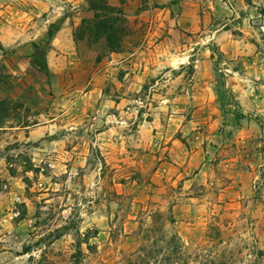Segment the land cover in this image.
Segmentation results:
<instances>
[{"label": "rangeland", "instance_id": "1", "mask_svg": "<svg viewBox=\"0 0 264 264\" xmlns=\"http://www.w3.org/2000/svg\"><path fill=\"white\" fill-rule=\"evenodd\" d=\"M191 2L190 30L182 37L186 53L195 61L208 48L216 51L225 114L230 106L237 112L226 76L243 69L241 59L264 54V0ZM173 4L180 6L181 0ZM155 20L166 23L164 16ZM210 21L217 25L204 30ZM60 30L54 28L49 39V29L42 45L24 51V61L0 54V264H264V157L249 158V149L264 152V143L260 133L250 127L238 131L228 119L201 124V79L195 76L201 67L195 70L193 60L172 81L163 75L149 78L139 95L142 106L135 103L131 85L121 95L112 91L131 109L123 108L122 116L117 112L123 125L110 124L119 127L118 136L112 132L98 143L97 132L104 128L87 118L88 112L80 114L73 133L82 160L65 170L51 168L52 160L33 166L35 148L47 151L39 153L42 157L55 150L56 128L38 127L62 110V80L54 84L38 71L41 61L49 65ZM215 33L224 34L219 46ZM98 39H90L94 45L82 39L79 56L107 58ZM182 96L189 99L184 114L179 104L165 102ZM180 115L186 123L171 121ZM224 128L228 139L215 140ZM175 140L179 148L172 153ZM90 141L95 147L87 156L84 144ZM203 166L201 184L189 183L195 168ZM26 249L29 255L23 254Z\"/></svg>", "mask_w": 264, "mask_h": 264}, {"label": "crops", "instance_id": "2", "mask_svg": "<svg viewBox=\"0 0 264 264\" xmlns=\"http://www.w3.org/2000/svg\"><path fill=\"white\" fill-rule=\"evenodd\" d=\"M174 1L105 0L107 6L114 9L124 19L125 34L122 37L119 51L111 53L99 62L94 58L83 59L79 56L78 48L82 42H77L74 38L75 31L81 27L83 21L94 18V13L89 11L87 0H0V45L2 47L0 54L4 55V52H10L12 56L9 61L14 57H19L24 61L25 50L28 51L29 47L34 45H42L45 33L52 26L61 27L58 36L62 38L52 44L54 49L48 53V68L49 76L54 84L57 83V79L62 80L64 107H61L62 110L57 116L38 127L39 131L56 128V138L52 142V145H55V150L54 153L49 152L42 157L39 153L47 151L35 148L34 151L38 153L34 155L33 166L37 168L43 162L48 164L52 160L51 168L57 166L59 170H65L71 163L82 160L80 156L83 153H80V146L75 139L77 133H73L78 130L79 116L82 113L91 114L87 118L92 119L96 124H101L104 128L97 132L98 143L103 142L102 138H109V134L112 132L118 136L119 127H111L110 124L123 125L124 123L117 115L118 112L122 116L123 108H126L124 106L127 100L120 97L122 93L124 94V90L131 85L132 94L135 99L137 98L135 103L142 106L143 103L139 95L147 89L145 84L149 78L163 75L171 77L172 81L180 70L189 67L190 60H193V64H198L195 70L201 67L200 74L195 73V76L199 80L201 79L200 90L197 91V93L201 92V105H198L201 106L198 111H201V124L204 122L206 126L208 123L214 122V126H216L219 121L228 119V122L235 123L239 127L238 131L243 127H250L252 132L260 133V139L264 140V131L260 128L262 126L264 129V54L248 55L241 59L243 69L235 71L233 76L226 71L229 73V76H226L229 79V92L234 95L239 108L236 107L237 112H235L234 108L230 106L229 109L232 111L226 110L225 114L219 93L218 75L214 70V63L217 61L211 50L208 48L209 53L201 56V59L198 56L195 61L186 53L187 48L184 46L182 37H186L185 32L190 30L186 17L189 12L188 7L192 2L191 0H181V5L178 6L173 4ZM167 3L171 4L170 8L162 10L155 7V5H167ZM69 10L72 14L68 16ZM163 16L166 23L156 22L157 17L162 19ZM176 20L179 22H175ZM216 25L217 23L210 21L204 30L213 29ZM195 27L197 28V26ZM169 36H173V39H170ZM223 36L224 34L215 33L213 37L215 44L219 46ZM175 38L179 41L174 40ZM208 42L212 43V40ZM65 56H69V58L67 59ZM69 63L71 64L70 68L57 69L60 64L66 66ZM23 70H25L24 67ZM38 73L47 79L42 72L38 71ZM15 75L18 76V73L15 72ZM179 75H181L180 78L183 77L182 74ZM112 91L120 95L115 96ZM180 92L183 94L186 91L181 90ZM79 94L82 95L80 98L75 97ZM165 102L179 104V108L184 114L189 99L182 96L179 100L165 99ZM126 112H131L130 107L126 108ZM237 114L245 118L239 120ZM139 116V112L132 115L137 119ZM170 119L174 122H183V124L187 120L184 115L172 116ZM24 130L27 131L30 128L26 127ZM224 130L220 136H215L214 139H219L222 142L228 139L230 131L228 132L225 128ZM159 140L161 139L159 138ZM262 140L260 145L263 146ZM153 142L157 144L154 139ZM179 143V140L172 142V153L178 150ZM45 144L49 145L48 141ZM202 144L204 145V143ZM84 145L88 148L86 155L89 156L90 149L95 145L92 141ZM48 149L53 150L51 147ZM249 153V158L252 156L253 159L258 157L263 159L264 157L262 148L258 151L252 147L249 149ZM196 155L197 158L201 157V149ZM199 169L195 168L197 173H193V180L189 183L201 184V178L204 179L201 174L207 169L205 166L202 170Z\"/></svg>", "mask_w": 264, "mask_h": 264}, {"label": "trees", "instance_id": "3", "mask_svg": "<svg viewBox=\"0 0 264 264\" xmlns=\"http://www.w3.org/2000/svg\"><path fill=\"white\" fill-rule=\"evenodd\" d=\"M87 4L89 11L94 13V18L88 21H83L81 27H79L74 33L75 40L77 42H82V39L85 38L87 43L93 44L90 42V39L99 38L100 42L96 41V43H103L108 55L118 52L122 37L125 34L124 19L120 17L114 9H110L105 0H87ZM56 27L58 26L55 25L50 28L49 39H53V30ZM80 34L84 35V37H80ZM211 53L214 55L216 54V51L211 49ZM97 60L99 62L101 61V59ZM40 67L39 72H42L47 80H49V68L46 62L41 61ZM236 107L239 108L238 105ZM237 118L243 120L245 117L237 114ZM30 253L31 249H26L23 254L29 255Z\"/></svg>", "mask_w": 264, "mask_h": 264}, {"label": "built area", "instance_id": "4", "mask_svg": "<svg viewBox=\"0 0 264 264\" xmlns=\"http://www.w3.org/2000/svg\"><path fill=\"white\" fill-rule=\"evenodd\" d=\"M264 30V29H263Z\"/></svg>", "mask_w": 264, "mask_h": 264}]
</instances>
